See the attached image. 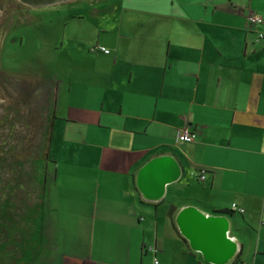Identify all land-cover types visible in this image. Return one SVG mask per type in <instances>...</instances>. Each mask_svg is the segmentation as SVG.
Here are the masks:
<instances>
[{
    "label": "crops",
    "instance_id": "1",
    "mask_svg": "<svg viewBox=\"0 0 264 264\" xmlns=\"http://www.w3.org/2000/svg\"><path fill=\"white\" fill-rule=\"evenodd\" d=\"M136 1L124 4L141 19L124 17L117 31L81 42L91 60L71 73L73 100L60 118L78 123L83 112L117 150L97 153L110 170L87 169L97 192L89 212L73 218L74 245L61 264H209L173 227L172 205L230 212L239 248L229 264H264V39L247 23L251 12L264 15V0ZM99 44L112 53L92 52ZM83 94L97 99L85 105ZM186 126L198 137L177 144ZM65 151L78 162V151ZM160 154H174L184 174L150 202L136 175ZM234 203L246 211H233ZM151 245L156 252L146 251Z\"/></svg>",
    "mask_w": 264,
    "mask_h": 264
},
{
    "label": "rangeland",
    "instance_id": "2",
    "mask_svg": "<svg viewBox=\"0 0 264 264\" xmlns=\"http://www.w3.org/2000/svg\"><path fill=\"white\" fill-rule=\"evenodd\" d=\"M125 1L137 2L70 0L34 7L0 0V264H61L74 245L72 220L89 212L97 192L87 169L111 168L96 157L117 150L105 133L95 132L83 112L78 123L60 117L65 101L72 104L74 66L91 60L81 42L95 39L100 29L117 31L124 17L141 19ZM57 93L62 102L51 134ZM96 99L80 97L85 105ZM67 148L79 152L78 162L68 159ZM100 182L111 181L102 175Z\"/></svg>",
    "mask_w": 264,
    "mask_h": 264
},
{
    "label": "water",
    "instance_id": "3",
    "mask_svg": "<svg viewBox=\"0 0 264 264\" xmlns=\"http://www.w3.org/2000/svg\"><path fill=\"white\" fill-rule=\"evenodd\" d=\"M34 7H47L70 0H21ZM184 168L174 154H160L142 165L136 175V185L142 197L150 202L161 201L168 186L179 181ZM230 212L206 214L195 205L182 207L176 214V224L192 250L202 254L209 264H229L239 248L230 236ZM240 232V229H235Z\"/></svg>",
    "mask_w": 264,
    "mask_h": 264
},
{
    "label": "built area",
    "instance_id": "4",
    "mask_svg": "<svg viewBox=\"0 0 264 264\" xmlns=\"http://www.w3.org/2000/svg\"><path fill=\"white\" fill-rule=\"evenodd\" d=\"M247 23L249 26L256 28L257 30V36L259 40L264 39V15L260 14L258 12H251L247 16ZM97 50V51H96ZM101 52L107 55H110L112 53V50L108 48L105 45L99 44L96 47L92 48V52ZM198 137V132L191 130L189 127H182L178 130L177 132V137L176 141L177 144H190L196 141ZM202 178H205L203 175ZM232 210L239 212V213H244L246 210L243 207H240L237 203H234L232 206ZM146 251L149 252H156V248L151 245L147 246ZM156 263H158V260H156Z\"/></svg>",
    "mask_w": 264,
    "mask_h": 264
},
{
    "label": "trees",
    "instance_id": "5",
    "mask_svg": "<svg viewBox=\"0 0 264 264\" xmlns=\"http://www.w3.org/2000/svg\"><path fill=\"white\" fill-rule=\"evenodd\" d=\"M177 211H178V208L176 207V206H171V208H170V210H169V212H168V215H169V217H170V219H171V222H172V225H173V227L176 229V231L179 233V235L181 236V238L183 239V241H184V243L187 245V246H189V242H188V240L180 233V231H179V229H178V227H177V225H176V223H175V215H176V213H177ZM217 213H224V212H227V211H216ZM30 248H32V244H30ZM234 264H239L238 263V261H236V262H234Z\"/></svg>",
    "mask_w": 264,
    "mask_h": 264
},
{
    "label": "flooded vegetation",
    "instance_id": "6",
    "mask_svg": "<svg viewBox=\"0 0 264 264\" xmlns=\"http://www.w3.org/2000/svg\"><path fill=\"white\" fill-rule=\"evenodd\" d=\"M26 175H29V174H26ZM30 178H31V174H30ZM22 180V177H20V181ZM28 180H29V176H28ZM27 180L25 179V177H24V184H25V182H26Z\"/></svg>",
    "mask_w": 264,
    "mask_h": 264
},
{
    "label": "bare ground",
    "instance_id": "7",
    "mask_svg": "<svg viewBox=\"0 0 264 264\" xmlns=\"http://www.w3.org/2000/svg\"><path fill=\"white\" fill-rule=\"evenodd\" d=\"M97 51V50H96ZM93 52H95V51H93Z\"/></svg>",
    "mask_w": 264,
    "mask_h": 264
}]
</instances>
